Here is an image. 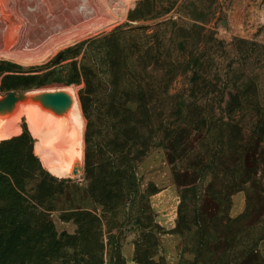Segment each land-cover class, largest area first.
Returning <instances> with one entry per match:
<instances>
[{"label": "rangeland", "instance_id": "1", "mask_svg": "<svg viewBox=\"0 0 264 264\" xmlns=\"http://www.w3.org/2000/svg\"><path fill=\"white\" fill-rule=\"evenodd\" d=\"M17 66L0 102L76 91L83 166L51 175L25 117L0 142V264H264V0H135L122 21ZM0 106L11 123L15 101ZM122 108L133 135L150 120L146 151L112 137ZM76 208L98 218V235H78Z\"/></svg>", "mask_w": 264, "mask_h": 264}, {"label": "bare ground", "instance_id": "2", "mask_svg": "<svg viewBox=\"0 0 264 264\" xmlns=\"http://www.w3.org/2000/svg\"><path fill=\"white\" fill-rule=\"evenodd\" d=\"M134 2L0 0V59L25 67L42 64L59 49L122 21ZM14 101L11 123L4 122L0 114V142L18 134L20 120L25 117L37 139L34 153L42 166L59 179L79 176L85 122L76 91L68 86H52L15 99L8 96L0 103L7 106Z\"/></svg>", "mask_w": 264, "mask_h": 264}, {"label": "trees", "instance_id": "3", "mask_svg": "<svg viewBox=\"0 0 264 264\" xmlns=\"http://www.w3.org/2000/svg\"><path fill=\"white\" fill-rule=\"evenodd\" d=\"M142 31L143 30V27H139V28H130L128 30H124V32L122 33H125V31L127 33H133L135 31ZM16 69H20L19 66L11 63V62H3V61H0V77L5 74V73H13V70H16ZM20 77V76H19ZM126 85L129 86V84L126 83ZM39 86V85H38ZM29 87H26V89H28ZM2 90L4 91H9V90H16V88H2ZM136 92L140 95H143L144 93V90H143V86L141 84H137L136 85ZM128 103H134V104H138V102H135V101H131L129 100ZM128 104H126L127 106ZM122 114L118 116L117 118V123L116 124H109V130L110 132L112 133V137L117 138L119 139L120 137L124 138L125 140H127L128 142H131V143H135V148L136 147H139L144 151L147 150L148 148V137H146V132H148V130L152 127L150 125V120H149V124L148 122H143L140 124V127H138V132H135V134L133 135L132 132L130 133V131H133L130 129V124L128 122V118H127V115L131 114L133 115L132 113V110L130 109H127V108H122ZM145 114L142 112V114L145 115V117H147L148 119V112L147 110H144ZM140 114L141 115V112H138L136 115ZM126 144V143H125ZM128 145V144H126ZM128 146H125L123 147L122 149H124V152H128V149H127ZM131 152V149L129 150ZM31 156H32V153L31 151H29ZM140 155H141V152H139ZM127 168V166L125 167ZM0 169L5 172V173H9V170H7V168H4V166L0 165ZM15 186H19L17 183ZM77 212H75V216H74V222L75 224L77 225L78 227V230H77V233L78 235H93V236H96L98 235V231L100 230V226H98L100 224V222L98 221V218L96 216H94L93 214L91 213H86L85 210H83V208H76ZM100 251L102 252L103 250V247L101 246L100 248ZM204 249H205V245L201 242L198 243V247H197V256L198 257H203V252H204ZM256 254V252L254 253ZM258 257V256H257ZM260 257V256H259ZM201 263V262H200Z\"/></svg>", "mask_w": 264, "mask_h": 264}, {"label": "crops", "instance_id": "4", "mask_svg": "<svg viewBox=\"0 0 264 264\" xmlns=\"http://www.w3.org/2000/svg\"><path fill=\"white\" fill-rule=\"evenodd\" d=\"M171 194L173 192H171V190H169L168 192H166V194ZM164 194V195H166ZM158 201H159V196L155 195L152 197V207L154 208V210L156 211L157 215H156V219H157V223L162 226V227H165L166 225V215H167V209H160V206L158 204ZM161 246V245H160ZM260 246L264 247V239L260 242ZM164 247V246H163ZM164 252H168V249L167 248H163Z\"/></svg>", "mask_w": 264, "mask_h": 264}, {"label": "water", "instance_id": "5", "mask_svg": "<svg viewBox=\"0 0 264 264\" xmlns=\"http://www.w3.org/2000/svg\"><path fill=\"white\" fill-rule=\"evenodd\" d=\"M8 96H10V97H12L13 99H15V98H14V95H13L12 93L8 94L7 97H8ZM7 97H6V98H7Z\"/></svg>", "mask_w": 264, "mask_h": 264}]
</instances>
